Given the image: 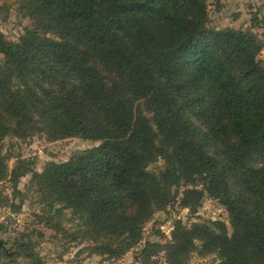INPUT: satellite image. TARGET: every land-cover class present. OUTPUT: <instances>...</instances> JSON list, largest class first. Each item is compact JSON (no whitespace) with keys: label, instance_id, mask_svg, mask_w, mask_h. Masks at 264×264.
Segmentation results:
<instances>
[{"label":"trees","instance_id":"16d2710c","mask_svg":"<svg viewBox=\"0 0 264 264\" xmlns=\"http://www.w3.org/2000/svg\"><path fill=\"white\" fill-rule=\"evenodd\" d=\"M20 1L36 28L17 42L0 33V182L19 193L32 173L47 212L69 210L106 257L199 184L182 202L194 210L205 192L231 233L222 222L177 225L167 264H184L195 240L218 264H264V41L210 28V0ZM40 135L99 145L40 173L25 162L10 171L4 141Z\"/></svg>","mask_w":264,"mask_h":264},{"label":"rangeland","instance_id":"374dc122","mask_svg":"<svg viewBox=\"0 0 264 264\" xmlns=\"http://www.w3.org/2000/svg\"><path fill=\"white\" fill-rule=\"evenodd\" d=\"M210 28L249 31L264 41V0H210L207 6ZM36 28L35 20L20 0H0V33L7 41L17 42L27 30ZM3 57L0 55V63ZM264 64V51L258 56ZM2 153L11 171L19 162L28 170L42 172L48 163H63L73 155L98 146V142L70 137L50 141L34 136L25 141L6 139ZM210 148V149H209ZM208 150H213V145ZM162 162L149 167L157 171ZM202 188L182 186L176 201L164 210L154 211L143 225L140 241L120 257L98 256L92 251L94 243L84 238L80 221L69 210L56 215L48 213L45 202L32 182V173L25 174L18 183L19 193L12 184L0 182V264H167L166 249L172 242L177 225L189 230L193 225L222 222L231 233L228 213L224 206L205 192L201 200L187 208L182 202L186 190ZM186 256L184 264H218L216 255L203 252L201 242ZM26 244L35 259L22 255L19 245Z\"/></svg>","mask_w":264,"mask_h":264}]
</instances>
